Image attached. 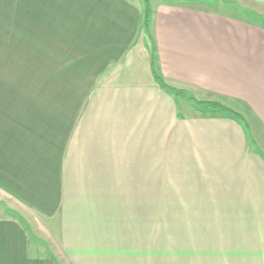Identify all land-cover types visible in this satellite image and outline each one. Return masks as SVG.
Listing matches in <instances>:
<instances>
[{"label": "crops", "instance_id": "1", "mask_svg": "<svg viewBox=\"0 0 264 264\" xmlns=\"http://www.w3.org/2000/svg\"><path fill=\"white\" fill-rule=\"evenodd\" d=\"M213 2L150 0L147 30L144 0H0V264H167L121 213L164 227L176 154L237 197L183 207V258L264 264V24Z\"/></svg>", "mask_w": 264, "mask_h": 264}, {"label": "rangeland", "instance_id": "2", "mask_svg": "<svg viewBox=\"0 0 264 264\" xmlns=\"http://www.w3.org/2000/svg\"><path fill=\"white\" fill-rule=\"evenodd\" d=\"M192 1H196V0H192ZM213 1L214 2L211 4L214 6L220 5L222 9L228 8L229 10H236L235 12H238L237 14H239L240 16L264 24V17L261 18L256 12L250 11L248 9H244L242 7L241 3L245 4L247 2L246 0H213ZM202 151L203 152L206 151L208 155V150L202 149ZM181 159L182 157L177 156L176 154V156L174 157L175 164H174L173 170L171 168V175H173L172 178H174L172 181L176 185L175 186L176 188L175 187L173 188L179 191L178 192L180 194L179 198L177 199V197H173L171 195L172 194L171 193L172 190H170L171 187L167 186V184H164V187L168 191L167 192L168 197L166 199V204L163 206L164 207L163 210H160L158 212V215H162V217H164L163 218L164 219L163 228L159 229L161 224L160 226L158 225V223L152 224L154 221L153 219L155 218V214H156L155 212H148L147 215L149 218H145V216L142 213H135V216H136L135 224L137 225V227L135 228L130 227V217H131L130 214L131 213L129 212L121 213V214L127 215V234L125 233L127 237L126 240H130L131 238H133V236H135L137 237V239H145L146 242H150V240L152 239L151 237H154L152 226L157 228V234L159 235V237H162V240L163 239L167 241L171 240L169 242L170 246L166 245V247L164 246L162 247L161 245V248L159 250L160 252L170 253V255L169 254L165 255V257L168 258L166 262L167 264L171 263V260L174 261L171 264H188L186 259L183 258V253L186 252L185 248H183L184 246H186L185 245L186 229L183 223V213L181 212L183 210V207L186 209L196 208V207L206 208L207 206H215V207L225 208V209L230 206L237 207V204L235 203L237 197L235 198L234 201L232 200L231 205L227 201V198L230 197L228 195H230V192H233L231 187H228V186L225 187L228 184L227 182L229 180L220 178L221 176H224V175L218 174L215 171V167L213 166V164L204 165L206 167V171H205L206 173L204 172L200 173L194 169L193 165H190V169L185 168L186 163H183L182 161L186 160V158L184 157L182 160ZM206 159L209 160L208 157ZM200 175L208 176L209 178H211V180L213 179L212 183H214L215 185L214 184L212 186L205 185V183L207 182L202 181L200 179ZM160 182L162 181L159 180V187H161ZM207 191H210L212 193L216 192L215 198L217 200L216 201L210 200L209 199L210 197H208L207 195ZM262 214L263 213H258L257 215H259V217L261 218ZM235 218L236 219L234 221H237V223L241 224L239 214H236ZM141 219L144 221L142 222ZM143 223H144V226L142 225ZM192 223L193 225H195V222H192ZM124 230L125 228L122 229L123 232ZM132 232H135V234H133ZM197 235L199 234L197 233ZM168 236H170L171 239L168 238ZM195 239H196L195 241L197 242V246L199 250L197 252H200L201 251L200 249L202 247L198 243L200 238L199 236L198 237L196 236ZM172 245L175 247V250H172ZM123 246L126 247V251L129 250V248L135 252L140 251V244L138 243L136 244L128 243V244H123ZM254 247L255 246H253V249ZM172 252H174L175 254L173 255ZM172 256H173V259L171 258ZM130 261H132V264H137V262L139 263V260H137L136 258Z\"/></svg>", "mask_w": 264, "mask_h": 264}, {"label": "trees", "instance_id": "3", "mask_svg": "<svg viewBox=\"0 0 264 264\" xmlns=\"http://www.w3.org/2000/svg\"><path fill=\"white\" fill-rule=\"evenodd\" d=\"M144 3H145V27L147 30H149V21H150V16H151V3H150V0H144ZM156 78L165 88L174 92L177 96H179L181 98H186L190 101H195L200 105H206L213 110H219L223 114H226L228 116H232V117H234V118H236L242 122H245L244 117L231 108L225 107L224 105L218 104V103H207V102L196 101L192 96L188 95L185 91L177 89V88H173V87L167 85L158 74H156Z\"/></svg>", "mask_w": 264, "mask_h": 264}]
</instances>
